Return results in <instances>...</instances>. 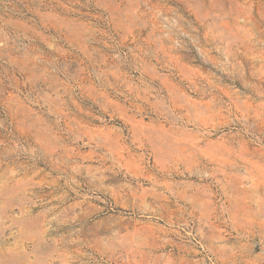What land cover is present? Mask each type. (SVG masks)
<instances>
[{"label":"rangeland","instance_id":"1","mask_svg":"<svg viewBox=\"0 0 264 264\" xmlns=\"http://www.w3.org/2000/svg\"><path fill=\"white\" fill-rule=\"evenodd\" d=\"M0 264H264V0H0Z\"/></svg>","mask_w":264,"mask_h":264}]
</instances>
